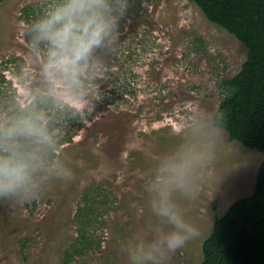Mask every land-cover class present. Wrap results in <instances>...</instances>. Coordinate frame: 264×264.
Returning <instances> with one entry per match:
<instances>
[{
	"label": "rangeland",
	"instance_id": "rangeland-1",
	"mask_svg": "<svg viewBox=\"0 0 264 264\" xmlns=\"http://www.w3.org/2000/svg\"><path fill=\"white\" fill-rule=\"evenodd\" d=\"M39 5L0 1V122L40 111L52 136L32 146L41 196L0 201V264H129L127 248L156 226L161 180L201 233L169 264H201L216 217L254 193L264 160L212 125L244 44L192 0H134L118 44L96 51L84 86L57 80L52 95L46 56L29 43Z\"/></svg>",
	"mask_w": 264,
	"mask_h": 264
},
{
	"label": "clouds",
	"instance_id": "clouds-1",
	"mask_svg": "<svg viewBox=\"0 0 264 264\" xmlns=\"http://www.w3.org/2000/svg\"><path fill=\"white\" fill-rule=\"evenodd\" d=\"M133 2L40 0L29 24V43L46 56L42 72L52 95L57 80L72 90L84 86L96 51L118 44L122 22ZM47 123L46 114L40 111L0 122V201L23 204L41 196L36 176L40 159L32 146L52 144ZM58 175L71 181L75 172L61 169ZM152 190L151 211L157 223L150 238L134 241L127 248L129 264H169L179 249L201 234L172 199L169 181H157Z\"/></svg>",
	"mask_w": 264,
	"mask_h": 264
},
{
	"label": "trees",
	"instance_id": "trees-1",
	"mask_svg": "<svg viewBox=\"0 0 264 264\" xmlns=\"http://www.w3.org/2000/svg\"><path fill=\"white\" fill-rule=\"evenodd\" d=\"M192 1L247 49L241 70L225 80L230 91L212 125L226 130L231 140L264 153V0ZM201 264H264V160L254 193L216 217L203 243Z\"/></svg>",
	"mask_w": 264,
	"mask_h": 264
}]
</instances>
